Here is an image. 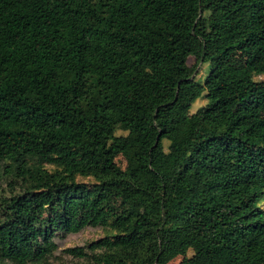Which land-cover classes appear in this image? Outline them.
<instances>
[{
    "label": "trees",
    "instance_id": "obj_1",
    "mask_svg": "<svg viewBox=\"0 0 264 264\" xmlns=\"http://www.w3.org/2000/svg\"><path fill=\"white\" fill-rule=\"evenodd\" d=\"M255 75L264 0H0V264H264Z\"/></svg>",
    "mask_w": 264,
    "mask_h": 264
},
{
    "label": "rangeland",
    "instance_id": "obj_2",
    "mask_svg": "<svg viewBox=\"0 0 264 264\" xmlns=\"http://www.w3.org/2000/svg\"><path fill=\"white\" fill-rule=\"evenodd\" d=\"M248 59L246 57L236 58L233 62V69L235 71H241L245 68ZM195 63V59L191 58L189 60V65H193ZM210 72V67L208 64L200 65L198 68V73H196L197 80L200 82H204L206 77ZM254 80L257 82H264V75H255ZM207 104V99L203 96L199 99H194L190 102L188 106V115L194 114L199 108L205 106ZM118 135H125L124 132H118ZM168 146V143H166ZM118 164L125 168V161L122 158L118 159ZM0 184L4 187V192L7 197H15L25 192L24 183L20 180L18 182H7L0 181ZM103 236L102 229L99 228H85L80 232L72 233L68 235L65 239L60 240V244L62 243V247L54 252V257L50 260V264H85L83 259L74 257L66 252L67 248L74 246H85L92 241L99 240ZM182 258H177L170 264H180Z\"/></svg>",
    "mask_w": 264,
    "mask_h": 264
}]
</instances>
